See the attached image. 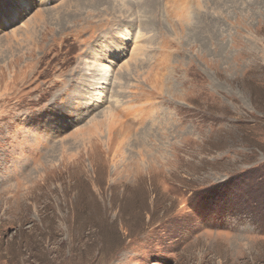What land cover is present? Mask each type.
I'll list each match as a JSON object with an SVG mask.
<instances>
[{"label": "rangeland", "instance_id": "374dc122", "mask_svg": "<svg viewBox=\"0 0 264 264\" xmlns=\"http://www.w3.org/2000/svg\"><path fill=\"white\" fill-rule=\"evenodd\" d=\"M18 1L0 264H264V0Z\"/></svg>", "mask_w": 264, "mask_h": 264}, {"label": "bare ground", "instance_id": "6f19581e", "mask_svg": "<svg viewBox=\"0 0 264 264\" xmlns=\"http://www.w3.org/2000/svg\"><path fill=\"white\" fill-rule=\"evenodd\" d=\"M88 1V0H87ZM114 1H118V0H114ZM18 2H21L20 3V5H23L22 3L24 2V1H22V0H19ZM109 2V1H108ZM112 3H113V1H112ZM125 4V3H124ZM18 7H21V6H18ZM17 9V8H16ZM106 66V65H105ZM102 67V68H104L105 70L107 69L106 67ZM101 67V66H100ZM103 71V70H102ZM98 132H99V130H98V128L97 127H95V129H94V133H96V135H98ZM127 135L129 136L130 135V130L129 129H127V130H125L124 128L123 129H121L120 130V135L119 136H121V137H119V141L117 142V145H115L114 146V148L112 147L113 145V138H107V139H104L103 140V142H101L99 139H98V141H97V145H99V144H102L104 147H105V151H106V153L108 154L110 151H111V149L113 148V152H114V156L115 157H117L118 156V159H119V161H122V165H123V167H124V171L125 172H136V174H134V176H135V178H138L140 175L141 176H147V175H151V170H145V168H144V164L145 163H147L146 162V160L144 159L145 158V153H144V151H149V150H147V146L146 145H143V148H142V150L143 151H138V157H139V160H134L133 162H131V163H129V162H127V160H126V154H124L125 153V151L123 150L125 147H124V141H125V143H126V145H128L129 146V139H127ZM98 138V137H97ZM121 138V139H120ZM124 138H126V140H123ZM122 142V143H121ZM149 149V148H148ZM113 156V155H112ZM107 157H109V158H111L110 156H107ZM110 160H112L113 161V164H112V166L113 167H115V171L117 170L116 168H117V166H116V162L114 161V159H113V157L110 159ZM120 163V162H119ZM132 163H135V167H132V168H130V164H132ZM164 163V162H163ZM142 166V168H140L141 166ZM141 169H143V170H141ZM157 169V168H156ZM114 171V172H115ZM158 171V170H157ZM123 173V172H122ZM132 174V173H131Z\"/></svg>", "mask_w": 264, "mask_h": 264}]
</instances>
